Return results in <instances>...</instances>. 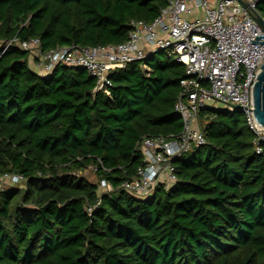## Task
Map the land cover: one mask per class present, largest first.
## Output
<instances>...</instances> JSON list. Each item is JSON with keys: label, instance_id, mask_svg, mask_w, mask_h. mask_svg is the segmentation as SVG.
Returning <instances> with one entry per match:
<instances>
[{"label": "trees", "instance_id": "1", "mask_svg": "<svg viewBox=\"0 0 264 264\" xmlns=\"http://www.w3.org/2000/svg\"><path fill=\"white\" fill-rule=\"evenodd\" d=\"M168 1L0 0V175L25 179L0 188V264H264V141L258 154L242 111L202 110L207 144L173 160L174 186L138 198L121 184L142 136L181 132L185 65L155 51L96 92L86 68L43 76L20 46L119 44ZM91 165L112 192L78 175Z\"/></svg>", "mask_w": 264, "mask_h": 264}, {"label": "built area", "instance_id": "2", "mask_svg": "<svg viewBox=\"0 0 264 264\" xmlns=\"http://www.w3.org/2000/svg\"><path fill=\"white\" fill-rule=\"evenodd\" d=\"M263 1L169 0L153 21H131L129 38L119 44H74L43 51L40 39L31 38L21 41L20 46L32 51L31 61L43 76L59 63L86 68L96 80V92L112 86L114 70L142 61L155 51L168 52L185 65L186 75L180 81L182 91L175 105L183 120L181 132L142 136L135 149L142 154L143 163L134 178L121 184L123 190L145 199L160 184L165 189L176 184L173 160L207 144L200 127V113L205 108L221 105L227 111H242L254 135L255 150L262 153L264 126L255 120L252 109L254 87L264 63V43L251 40L264 41L256 39L264 34V26L258 21L260 16L264 22L258 12ZM91 166L97 172V166ZM24 180L22 175H0V188L4 183ZM99 189L101 193L112 192L114 187L101 179Z\"/></svg>", "mask_w": 264, "mask_h": 264}, {"label": "water", "instance_id": "3", "mask_svg": "<svg viewBox=\"0 0 264 264\" xmlns=\"http://www.w3.org/2000/svg\"><path fill=\"white\" fill-rule=\"evenodd\" d=\"M258 21L264 26L262 18L259 16ZM264 38L263 35L257 36V40ZM256 43H264V41H255ZM262 72L258 76V82H256L254 87V106L255 109H252L253 116L257 122L264 126V63L262 65Z\"/></svg>", "mask_w": 264, "mask_h": 264}, {"label": "rangeland", "instance_id": "4", "mask_svg": "<svg viewBox=\"0 0 264 264\" xmlns=\"http://www.w3.org/2000/svg\"><path fill=\"white\" fill-rule=\"evenodd\" d=\"M165 53H168V52H165ZM215 108L224 109L223 106H221V105H217V107H215ZM78 174L85 176L86 178H88L93 183H99V178L97 176V172L95 171V168L93 166H89L84 171L78 172Z\"/></svg>", "mask_w": 264, "mask_h": 264}]
</instances>
